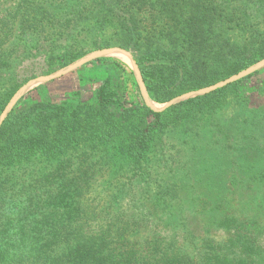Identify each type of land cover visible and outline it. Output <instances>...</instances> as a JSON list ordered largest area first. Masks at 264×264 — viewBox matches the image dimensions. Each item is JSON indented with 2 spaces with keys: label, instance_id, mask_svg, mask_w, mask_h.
<instances>
[{
  "label": "trees",
  "instance_id": "obj_1",
  "mask_svg": "<svg viewBox=\"0 0 264 264\" xmlns=\"http://www.w3.org/2000/svg\"><path fill=\"white\" fill-rule=\"evenodd\" d=\"M0 3V120L116 47L158 104L210 90L157 111L111 57L83 67L113 66L88 100L24 96L0 124V264H264V80H232L264 61V0Z\"/></svg>",
  "mask_w": 264,
  "mask_h": 264
},
{
  "label": "rangeland",
  "instance_id": "obj_2",
  "mask_svg": "<svg viewBox=\"0 0 264 264\" xmlns=\"http://www.w3.org/2000/svg\"><path fill=\"white\" fill-rule=\"evenodd\" d=\"M8 6H9V3H7V4L6 3H0V12L6 11V9L9 8ZM114 49H119V50L125 51L133 59L132 55L129 52H127L126 50H123V49H120V48H117V47L114 48ZM110 50H113V49H110ZM105 51H108V50L98 51V52L89 54L88 56H86L85 58L77 61L76 63H74L70 67H68V68H66L64 70L58 71V72L54 73L53 75H51L49 77L40 76L37 79L30 81L15 96V98L12 100L11 104L7 108L6 112L9 113L17 105V103L24 96L28 95L31 91H34L36 88H40V87H44V86H46L45 87L46 89H44V91H42V93L43 92L44 93H48V95L51 94L53 96L63 97L62 95L66 94V93H70V92L76 91L78 89H82L83 90V98H84V100L90 99L91 96H92V92H93V85H94L93 80H96V81L103 80L106 77V75L111 74L113 66H110L109 64H105L104 66L99 65L96 69H86V70H83V67L88 62H90L91 60H94V59H97V58H111V57H108L106 55ZM113 59H115L117 61H120V62L124 63L125 65H127L125 62H123V61H121L119 59H116V58H113ZM133 61H134V59H133ZM127 66L129 67V65H127ZM41 68H42V63L35 64L32 67V69L34 71L33 73L38 74ZM129 68L131 69V67H129ZM79 70H83L82 71L83 74H77V73L74 74L73 73V72H77ZM256 72H260V75H259L258 78L260 80H264V61L259 63V64H257L256 66L252 67L248 71L242 73L240 76L235 77L234 80L239 79L241 77L248 76V75L256 73ZM31 73H32V70H31ZM82 77H84L85 79H84L83 83L80 84L79 78H82ZM136 82H137V80H136ZM28 85H32V86L28 87L27 89H24ZM129 86H130V84H129ZM23 89H24V91H22ZM141 91H142V89H141V87L139 85H138V88H134V87L130 86L129 90H128V95H129L130 100L133 101V102H136V103L137 102H144L145 104L150 106L149 102H147V100L143 96V91L142 92ZM209 91L210 90L187 95V96L177 100L173 104H176V103L181 102V101L188 100L190 98L197 97L199 95H203V94H205V93H207ZM38 95H39V92H35L34 96H38ZM173 104H170V105L165 104L160 109H155V110L163 111V110L167 109L168 107H170Z\"/></svg>",
  "mask_w": 264,
  "mask_h": 264
},
{
  "label": "bare ground",
  "instance_id": "obj_3",
  "mask_svg": "<svg viewBox=\"0 0 264 264\" xmlns=\"http://www.w3.org/2000/svg\"><path fill=\"white\" fill-rule=\"evenodd\" d=\"M105 53H106V55L108 57L119 59V60L125 62L127 65H129V67H131L132 71L134 72V75H135V78L137 80V83H138V85L141 87V89L143 91V96L145 97L147 102H149L150 107H152L153 109H160L161 107H163V105L154 102L150 98V96L147 93V91L145 89V86H144V84H143V82L141 80V75H140L139 69L137 68L135 62L133 61L131 56H129L128 53H126L125 51L119 50V49L108 50V51H105ZM30 86H32V85H28L24 89H27ZM24 89L22 91H24Z\"/></svg>",
  "mask_w": 264,
  "mask_h": 264
},
{
  "label": "water",
  "instance_id": "obj_4",
  "mask_svg": "<svg viewBox=\"0 0 264 264\" xmlns=\"http://www.w3.org/2000/svg\"><path fill=\"white\" fill-rule=\"evenodd\" d=\"M137 66V65H136ZM242 78V77H241ZM240 79V78H239ZM141 80H142V77H141ZM233 81H234V79H232ZM237 80V79H236ZM142 82H143V80H142ZM144 84V83H143ZM145 86V85H144ZM146 89V88H145ZM147 91V90H146ZM148 93V92H147ZM176 102V101H175ZM174 103V102H173ZM173 103H170V104H173ZM170 104H168V105H170ZM8 113L7 112H5V114H4V116L2 117V119H1V121H0V124H1V122H2V120L6 117V115H7Z\"/></svg>",
  "mask_w": 264,
  "mask_h": 264
}]
</instances>
